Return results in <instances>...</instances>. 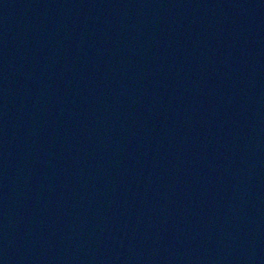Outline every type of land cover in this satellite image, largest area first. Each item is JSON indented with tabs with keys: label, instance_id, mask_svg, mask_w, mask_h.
I'll return each mask as SVG.
<instances>
[{
	"label": "water",
	"instance_id": "obj_1",
	"mask_svg": "<svg viewBox=\"0 0 264 264\" xmlns=\"http://www.w3.org/2000/svg\"><path fill=\"white\" fill-rule=\"evenodd\" d=\"M0 264H264V0H0Z\"/></svg>",
	"mask_w": 264,
	"mask_h": 264
}]
</instances>
